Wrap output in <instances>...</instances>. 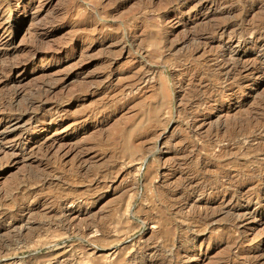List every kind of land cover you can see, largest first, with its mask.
I'll return each mask as SVG.
<instances>
[{
	"label": "rangeland",
	"instance_id": "obj_1",
	"mask_svg": "<svg viewBox=\"0 0 264 264\" xmlns=\"http://www.w3.org/2000/svg\"><path fill=\"white\" fill-rule=\"evenodd\" d=\"M0 4V264H264V0Z\"/></svg>",
	"mask_w": 264,
	"mask_h": 264
},
{
	"label": "bare ground",
	"instance_id": "obj_2",
	"mask_svg": "<svg viewBox=\"0 0 264 264\" xmlns=\"http://www.w3.org/2000/svg\"><path fill=\"white\" fill-rule=\"evenodd\" d=\"M0 7H1V4H0ZM3 10V9H2ZM1 10V11H2ZM259 22V21H258ZM244 28V27H243ZM217 29V28H216ZM4 46H7V44H5ZM7 47H9V46H7ZM6 48V47H5ZM28 58H30V57H28ZM27 58V59H28ZM32 58V57H31ZM5 59V57H1L0 56V76H4V75H6L7 73H8V71H10V70H12V69H14V68H16V67H20V66H23L26 62H27V60L26 61H23L22 60V62L20 61V62H15L14 64H12L11 62H8L7 61V59L6 60H4ZM7 62V63H6ZM226 64V63H225ZM13 82V80H11V79H9V80H6L5 82H4V85H8V84H11ZM8 97H7V99H4V101H2V103H1V106H2V111L3 112H8V113H11L12 111H14V113H15V110H16V105L13 103V101H12V99L17 95V91L16 90H12L11 92H9L8 94ZM33 95V94H32ZM29 98H31V97H29ZM24 101H27V100H24ZM32 101V100H31ZM16 102V101H15ZM18 102V101H17ZM28 103V102H27ZM28 107V106H27ZM36 107V106H35ZM34 107H32V108H30V110L31 109H33ZM35 109V108H34ZM29 110V111H30ZM35 110H37V109H35ZM32 111V110H31ZM34 111V110H33ZM19 112H20V109H19ZM18 112V113H19ZM34 113V112H33ZM21 116V115H20ZM30 116V115H29ZM33 116V115H32ZM35 116V115H34ZM2 117V116H1ZM1 119V118H0ZM16 119V118H15ZM31 119V118H30ZM34 119V118H33ZM25 120H26V118H25ZM5 125V124H4ZM7 127V126H6ZM5 127V128H6ZM12 128V126H10L9 127V130L6 132V133H1V137L2 138H8V137H10L11 135H13V133H14V129H11ZM14 128V127H13ZM248 197V196H247ZM235 200V199H234ZM248 200V199H247ZM5 216V215H4ZM204 216H205V214H204ZM242 217V216H241ZM7 219V218H6ZM205 221H208V218H206V220ZM234 223V222H233ZM236 223V222H235ZM239 224V223H238ZM236 225V224H235ZM234 225V226H235ZM245 233V232H244ZM188 239V238H187ZM235 241V240H234ZM237 241V240H236ZM193 242V241H192ZM228 243V242H227ZM192 244V243H191ZM5 252V251H4ZM248 256V255H247ZM246 258V257H245ZM168 262V261H167Z\"/></svg>",
	"mask_w": 264,
	"mask_h": 264
}]
</instances>
